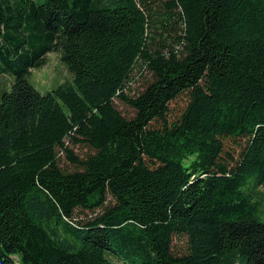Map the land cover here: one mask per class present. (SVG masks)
Segmentation results:
<instances>
[{"label":"trees","instance_id":"obj_1","mask_svg":"<svg viewBox=\"0 0 264 264\" xmlns=\"http://www.w3.org/2000/svg\"><path fill=\"white\" fill-rule=\"evenodd\" d=\"M0 75V264H264V0H0Z\"/></svg>","mask_w":264,"mask_h":264},{"label":"rangeland","instance_id":"obj_2","mask_svg":"<svg viewBox=\"0 0 264 264\" xmlns=\"http://www.w3.org/2000/svg\"><path fill=\"white\" fill-rule=\"evenodd\" d=\"M42 1V0H40ZM72 77L66 68L62 65L59 60V54L50 53L46 57V64L40 69H32L29 83L41 94L51 91L57 85L71 81ZM150 80V75L147 72L135 71L134 76L132 77V81L129 84V88L127 90V94L130 97L135 96L137 93L141 92L145 83ZM13 79L7 75H0V95L5 91H9L10 85ZM186 97H181L175 101H172L169 105L170 113H169V121L175 120L177 116L180 115L182 110L185 107ZM115 107L117 110L129 118L133 115L134 111L123 104L122 102L115 100ZM225 148L228 150L236 149L235 146L229 141H225ZM73 151L80 158H85L87 154L91 153V151L86 147L76 146L73 147ZM60 165L65 170H72L73 167L67 163L63 156H60ZM186 238L184 237H174L172 241V249L173 252L180 256L186 251ZM112 262L114 264H122L119 260L112 258Z\"/></svg>","mask_w":264,"mask_h":264}]
</instances>
